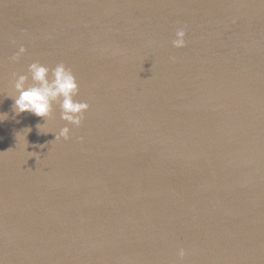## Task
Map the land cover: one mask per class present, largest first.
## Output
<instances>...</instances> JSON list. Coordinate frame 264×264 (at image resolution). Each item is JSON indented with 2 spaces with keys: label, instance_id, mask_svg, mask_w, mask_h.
Wrapping results in <instances>:
<instances>
[{
  "label": "water",
  "instance_id": "water-1",
  "mask_svg": "<svg viewBox=\"0 0 264 264\" xmlns=\"http://www.w3.org/2000/svg\"><path fill=\"white\" fill-rule=\"evenodd\" d=\"M36 61L79 127L14 113ZM0 113V264H264V0H0Z\"/></svg>",
  "mask_w": 264,
  "mask_h": 264
},
{
  "label": "clouds",
  "instance_id": "clouds-1",
  "mask_svg": "<svg viewBox=\"0 0 264 264\" xmlns=\"http://www.w3.org/2000/svg\"><path fill=\"white\" fill-rule=\"evenodd\" d=\"M185 34L183 28L176 30L175 39L171 42L174 48L185 46ZM25 51L26 49L20 46L18 51L10 57V60L12 62L18 61ZM27 72L32 81L31 85L28 86L26 84L29 75L16 76L13 73L15 77L13 84L14 94L9 97L13 99L12 109L14 113L16 115L29 113L46 120L50 117L53 104L56 103L60 109V119L73 127H79L84 118L83 114L88 110L89 105L86 102L74 100V97L78 94L79 86L72 71L63 63H59L50 69L36 61L28 65ZM6 118V113H0V122ZM41 126L38 124L37 128L40 132L47 134L48 132L41 131ZM30 131V128H26L22 132H18L16 140L22 133H24L23 139L25 140L27 133ZM69 131V127H62L59 133L55 134V140L61 138L68 140ZM178 256L181 260L184 258L185 250L183 248L179 250Z\"/></svg>",
  "mask_w": 264,
  "mask_h": 264
}]
</instances>
